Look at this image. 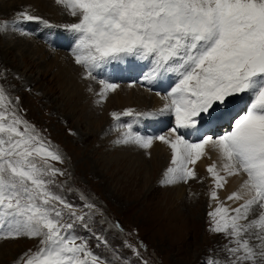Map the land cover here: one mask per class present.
Returning <instances> with one entry per match:
<instances>
[{
	"label": "snow or ice",
	"instance_id": "6c2138e0",
	"mask_svg": "<svg viewBox=\"0 0 264 264\" xmlns=\"http://www.w3.org/2000/svg\"><path fill=\"white\" fill-rule=\"evenodd\" d=\"M78 22L64 25L75 36L72 56L88 79L103 65L149 62L144 80L152 83L168 75L177 81L161 99L156 113L122 115L152 117L170 115L175 119L171 134L143 136L131 131L117 143L151 148L158 140L171 149L172 165L162 184L187 183L196 178L194 167L211 145L221 166L213 162L206 171L214 181L210 198L227 183L226 177L244 173L240 191L227 197L244 202L239 207L218 205L209 212L210 231L223 234L222 257L209 264H264V0H55ZM38 21L21 12L17 21ZM6 27V25H0ZM101 102L118 84L99 80ZM132 87V85H129ZM157 95H161L157 93ZM247 97L246 100L244 98ZM7 96L0 88V239L39 238L38 251L25 264H108L90 250L87 241L70 233L85 214L49 185L59 169L47 163H62L35 129L14 111H7ZM244 100V114L232 116L235 105ZM231 117V130L213 138L203 129ZM118 121L120 114L112 113ZM6 121V122H5ZM23 126V130H21ZM196 136L189 140L179 130ZM39 158L43 164H37ZM223 172L225 175H221ZM67 210L72 223L64 221ZM88 209L94 205L86 203ZM251 217V218H250ZM91 217L89 216V220ZM88 227L87 223H84ZM97 240L107 246L103 237Z\"/></svg>",
	"mask_w": 264,
	"mask_h": 264
},
{
	"label": "rangeland",
	"instance_id": "374dc122",
	"mask_svg": "<svg viewBox=\"0 0 264 264\" xmlns=\"http://www.w3.org/2000/svg\"><path fill=\"white\" fill-rule=\"evenodd\" d=\"M57 6L56 9L51 8L52 10L47 5L40 9H30L29 3H26L25 0H0V25H6V27H0V88L7 96V100L4 102L7 111H14L17 116L32 126L43 142L62 158V163L52 159L47 161L57 165V169L64 175H57L55 178L44 177V179H54V183L49 185L50 190L63 197L74 209L81 208V212L77 211L78 214L87 213L85 221L75 223L70 233L79 238L78 242L80 240L87 241L90 250L105 259L108 264H209L210 259L222 257L224 253L221 249L226 240L223 234H215L210 231L209 212L214 211L218 205L222 204L225 207L227 205L221 197L220 189H216L217 199L210 198L211 189L214 188V181L210 175L207 173L209 182L212 184L211 189L202 183L201 176L198 178L197 175L195 179H190L185 184L184 182L162 184L168 166L171 167V152L165 166L163 165L166 160L162 154L161 159L151 155L152 147L148 149L138 147L144 150V152L141 150L144 163L136 162L135 158L130 157L126 151H124L126 152L125 156L117 158V152L122 150V145L112 138L115 136L114 130H118L115 128L119 126L120 130H126L127 126L125 128L124 123L130 122V117L136 123L134 118L143 120L144 116H123L122 113L126 108H120L121 106L116 103L115 105L108 104L105 97L101 102L100 97V105H103L104 109H101L97 116H91V119L82 117L84 115L81 110H84L82 104L85 99L79 100L77 94L71 93L66 88V83L63 77L61 78L65 74V72L61 73L63 67H59L60 72H56L52 68L54 64L50 61L51 58H54L53 56L57 59L56 56L60 54V59L71 63L74 70L70 69L69 71H71L72 82L75 84V88L71 90L80 91L83 87L86 91V87L80 84L81 76L75 74V69L82 70L83 77L87 73L82 66L75 65L71 60L72 49L67 45L56 49L58 46L75 41L72 36L64 35L62 26L78 22V18L70 16L62 6ZM57 8L59 9L57 10ZM24 11L34 16L38 13L37 17L42 15L43 18L39 17L40 20L30 22L17 21L19 14ZM47 24L50 25L47 26ZM51 27L58 28V33L61 35L54 49L44 50L47 51L43 52L44 55L46 53L49 56L48 51L52 53L50 59L45 57L46 61L43 60L44 62L40 60V53L37 55L28 53L24 51L22 42H17L20 39L26 40L24 37L26 34L33 35V29L44 28V32L42 30L41 32L45 45H48L45 38L49 37L48 32ZM10 29L17 31L15 33L20 36L13 33L14 38L5 39L3 35ZM66 38L67 41H65ZM28 40L29 44L36 42L39 47L43 46L35 39L28 38ZM7 49L11 53L5 54ZM46 62L49 63L47 66ZM112 65V63L103 65L95 71L93 70L95 78L87 79L90 82V88L96 94L95 86L98 87L97 84H100L99 80H102L104 69L112 70L113 67H110ZM101 90L100 86L99 92ZM132 107H135V104ZM3 111L5 108L0 107V112ZM112 113L120 114L121 123L112 119ZM104 120L105 122H103ZM170 121L171 118L168 122ZM174 122L172 121V125ZM91 125H94L96 129L92 130ZM152 125L151 120L146 127ZM21 130H23V126H21ZM159 131L158 128L157 133ZM163 132L164 134L171 132V128L166 126L163 128ZM100 133L102 134L100 135ZM222 134L220 133L219 136ZM194 137L189 140H196L197 137ZM36 162L40 165L43 164L39 158L36 159ZM117 163L119 164L117 165ZM190 168L192 167L190 166ZM240 175L242 184V180H246L247 176L244 173H240ZM81 194L82 197H80ZM197 197H201V205L199 204L201 212L198 210L193 212V209L191 212L189 208L198 206L196 204ZM86 203L94 205V208H86ZM55 206L64 212L65 222H73L68 211L64 210L62 205L55 203ZM84 223H87L88 227H85ZM128 234L132 236L129 237ZM97 237H103L107 241V246L101 244ZM138 240L145 244L146 250H139ZM38 247L39 238L1 239L0 256H3L0 257V264H25L29 256L38 251Z\"/></svg>",
	"mask_w": 264,
	"mask_h": 264
},
{
	"label": "bare ground",
	"instance_id": "6f19581e",
	"mask_svg": "<svg viewBox=\"0 0 264 264\" xmlns=\"http://www.w3.org/2000/svg\"><path fill=\"white\" fill-rule=\"evenodd\" d=\"M25 1H26V3L27 2L29 3V8L30 9H34V8H39L40 9V7L45 6V5L49 6L50 7V10L56 9L55 7H58L57 4L55 3V0H25ZM52 2H53V4H52ZM58 9L59 8H57V10ZM31 11H32V13H34L33 10H31ZM37 14L38 13H36V16H37ZM39 17H42V15H40ZM57 29L58 28L55 29V28L51 27V30L48 32L49 37L48 38H45L46 43L48 42V45L47 44L45 45L46 48L44 46H40L39 47L38 45H36V42H33L32 44H29L28 41H31V40H28V38H26V40H24V41L22 39H20L17 42H22L21 45H22L24 51H27L28 53H33L34 55H37L38 53H40V55H41L40 56V60H41V62H44L43 60H45V57L48 55L46 53H45V55L43 54V52H47V51H44V50H46V49L47 50L54 49L55 46H56V44H57V42H58L59 36L61 35L60 33H58L59 30H57ZM41 30L44 32V28H42ZM8 32H10L11 34H9ZM15 32H17V31H14V30L11 31V29L10 30H7V33H5L3 35V37L5 39H7V38H14L12 35ZM15 34L18 35V36H20V34H17V33H15ZM16 35H15V37H16ZM64 35L66 36V34H64ZM15 39H17V38H15ZM63 40H64V38H63ZM65 41H67V38L65 39ZM65 45H67V44H64V46H61V48L62 47H65ZM48 52H49V56H47V57H49V58H47V59H50L52 53H50V51H48ZM4 53L5 54H8V53H11V51L9 49H7ZM59 56H60V54H59ZM59 56H56L57 59L55 58V56H53L54 58H51L50 61L54 64V67H52V68H54V70H56V72H58L60 70L59 67L62 66L63 67V70H61V73L62 72H65V74H63V76H61V78L63 77L64 82L66 83V85H65L66 88L68 90H70L71 93L77 94L79 100L80 99H85L84 100V103L82 104V106L84 107V110H81L82 114L84 115L82 117H88L89 119H91L92 118L91 116H97L98 112L101 109H104L103 108V105H100V96L98 95V93H100L99 92V87L101 86V88H102V85L101 84H97L98 87L95 86V89H96V92H97V94H96L95 91L92 88H90V86H89V83H90L89 80L85 79L82 76V73H81L82 70L80 71L79 69H75V71H76L75 74L81 76V82H80V84L82 86H85L86 87V91L84 90L83 87H82L83 89L81 88L80 91L79 90L72 91L71 89L75 88V84L72 82V79H71V71H69V70L70 69L74 70V68H72L71 63H67V62L63 61L62 58L61 59L59 58ZM71 60L73 61L74 58H71ZM69 61H70V59H69ZM47 63L48 62L45 63L46 66H47ZM112 64L113 65L110 66V67H113L112 70H110V68L108 70L104 69V72L102 73V80H107L109 82L116 83V84L119 85V87L117 88V90L115 92H108V93H106L104 97H105V99L108 100V101L106 100L108 102V104L109 103H113L115 105V103H116L117 105L121 106L120 108H123L124 107V108H126V110L131 109V110H133V112L136 111L134 113H146V112L156 113L158 111V109L162 108L163 107V104L165 103L161 99V96L162 95H166L167 92L170 91L171 87H173L175 85V82L177 81V77H175V75H168V76L162 78L161 80H157V81H154L152 83H148L147 81L144 80V75H145L146 72H148L150 70L151 65H150L149 62H146V61H138V60H135V59H130V62H128V61L119 62V63H115L114 62ZM95 70L96 69H94V71ZM74 81H76V80H74ZM131 81H133V82L130 83ZM95 84H96V82H95ZM129 85H132V87H129ZM66 92H67V90H66ZM157 93H160L161 95H157ZM86 94H88V97L85 98ZM246 99H247V97L244 98V100H246ZM244 100H241L240 102L237 103V106H235V108L232 111V114H231L232 116L243 113V111L245 110V102H244ZM133 104H135V107H132ZM73 107H75V106H73ZM131 118L132 117H130V122H125L124 123L125 124V128H126V126L128 124H131L132 125L131 131L134 134H137L136 129H134V127H135L134 124L135 123H134V121ZM170 118H172V116L167 115V114H165V115H156V116H152V117H144L143 120L145 122L149 123L152 120L153 125H154V126L152 125V126L148 127V131H150L149 132L150 135H148V136H156V135H159L158 133L160 131L157 133L158 128L159 127L162 128L166 124H169V125H171L172 128H174L175 127V122H174V125H172V120L170 122H168ZM134 119H135V122L138 121L136 118H134ZM227 119L231 120V117H228ZM78 120H80V119H78ZM118 121H119V123H121L120 119ZM103 122H105V120ZM166 122H168V123H166ZM221 124H222V126H221ZM224 125L225 124L222 121H220V123L218 125L212 126L211 128H205V129H203V131L204 132H207V133H209V131H211V133L214 134L213 138H215V137H218L220 133H223L224 130H225V132L230 131V128H231L230 127V123L227 124V125H225V127H224ZM153 127H156V128H153ZM90 128L92 130L93 129H96V127H94V125H91ZM120 128L118 126L115 129L120 130ZM92 130H90V131H92ZM118 130H114V135L115 136L112 137L116 141L122 139L123 136H124V134L128 132V129L127 128H126V130H120V131H118ZM179 133L180 134H183V135H185L187 137V134L184 131H182V129L179 130ZM101 134L102 133H100V135ZM111 135H113V134L111 133ZM165 136H168L169 139H175L174 136L171 135V132L169 134H165ZM120 144L122 145L121 146L122 147V150L121 151L119 150L118 152L116 151L117 152V158L118 157H121L122 158L123 156L126 155V152H128L129 156L130 157H134L136 162H138V161H140V163H144L145 162V161L143 162V160H142L144 150L139 149L138 146L133 145V144H123V143H120ZM123 145H125V146H123ZM151 147L153 148L151 155H155V158L161 159V154L165 157L166 162L163 165V166H165L167 164L168 156H169V154L171 152V149L167 145H164V144H162L159 141H157V142L156 141H153V144H152ZM124 151H126V152H124ZM121 161H122V159H121ZM213 162H215L217 164V168L219 169L220 166H221V162L219 160L218 153H217V151L215 149L212 148L211 145H208V146H206L205 155L201 158V160H199L196 163L195 166L190 165L191 167H194V170L196 172L197 177L199 178V176H201L202 183H204L205 185H207V187L209 189L212 188V184H210V182H209V178L207 176L206 169ZM118 164L119 163H117V165ZM128 165L130 166V164H128ZM154 173H155V171H154ZM154 173H151V174L154 175ZM221 175H225V174L223 172H221ZM241 179H242L241 175L240 176L238 175V176L226 177L227 183L224 185L223 188L220 189L221 190L220 191L221 197L223 198L224 203L229 208H231V207H234V208L239 207L240 204H242L244 202L243 200H239V201H229L227 199V197L229 195H231L233 192L240 191ZM242 183H243V180H242ZM177 184H180V183H177ZM205 185H203V187H205ZM177 189L179 190V188H177ZM212 189H211V191H212ZM154 193H155V191H154ZM195 194H196V192H195ZM203 203H205V202H203ZM196 204L198 206L195 205L196 206L195 208L194 207L193 208H189V210L191 212H192V209L194 210L193 212H196V210H198L199 212H201L200 211L201 207H199L201 205V197H197ZM210 208H213V207H210ZM0 252H1V250H0ZM1 256H3V255H1Z\"/></svg>",
	"mask_w": 264,
	"mask_h": 264
}]
</instances>
